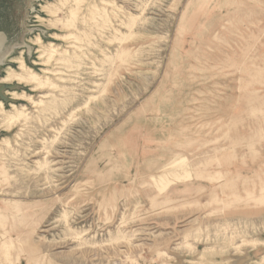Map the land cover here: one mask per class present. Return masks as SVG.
Returning a JSON list of instances; mask_svg holds the SVG:
<instances>
[{"label":"rangeland","instance_id":"374dc122","mask_svg":"<svg viewBox=\"0 0 264 264\" xmlns=\"http://www.w3.org/2000/svg\"><path fill=\"white\" fill-rule=\"evenodd\" d=\"M0 31L32 96L0 98V264H264V0H0Z\"/></svg>","mask_w":264,"mask_h":264},{"label":"bare ground","instance_id":"6f19581e","mask_svg":"<svg viewBox=\"0 0 264 264\" xmlns=\"http://www.w3.org/2000/svg\"><path fill=\"white\" fill-rule=\"evenodd\" d=\"M48 47L51 49V51L56 50L55 46L52 44H49ZM20 67H21V72L17 74L20 82H22V81H38L40 79L38 74L33 69L29 68L23 61L20 63ZM40 83L42 84L43 82H40ZM10 94L12 95V98H14L16 100L30 101L32 99V96L25 91H22V92L13 91V92H10ZM24 109L25 108L23 105L19 106L17 103H12L11 104V110L8 111L3 106V103L0 101V116L4 120L7 119L9 121H14V120L20 118L21 116L25 115ZM4 143H8V140L6 138L0 139V144H4ZM200 255H202V254H200Z\"/></svg>","mask_w":264,"mask_h":264},{"label":"water","instance_id":"95a60500","mask_svg":"<svg viewBox=\"0 0 264 264\" xmlns=\"http://www.w3.org/2000/svg\"><path fill=\"white\" fill-rule=\"evenodd\" d=\"M0 34H2L3 35V37H4V42H5V40H6V35H5V33L4 32H2V31H0ZM4 42H3V45H4ZM3 45H2V47H1V49H0V64H2L3 63V60H4V56H3V54H2V48H3ZM21 87V85L20 84H17V83H15V84H6V83H1L0 84V98L3 100V101H5V102H8V101H10V100H13V101H16V100H14V99H12L11 97H8L7 95H6V90L7 89H19Z\"/></svg>","mask_w":264,"mask_h":264}]
</instances>
